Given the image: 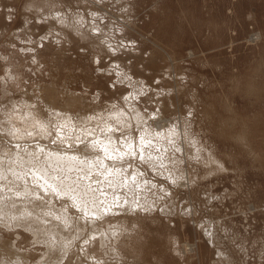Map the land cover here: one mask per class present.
<instances>
[{
    "label": "rangeland",
    "instance_id": "rangeland-1",
    "mask_svg": "<svg viewBox=\"0 0 264 264\" xmlns=\"http://www.w3.org/2000/svg\"><path fill=\"white\" fill-rule=\"evenodd\" d=\"M0 161V264H264V0H0Z\"/></svg>",
    "mask_w": 264,
    "mask_h": 264
},
{
    "label": "bare ground",
    "instance_id": "bare-ground-1",
    "mask_svg": "<svg viewBox=\"0 0 264 264\" xmlns=\"http://www.w3.org/2000/svg\"><path fill=\"white\" fill-rule=\"evenodd\" d=\"M22 107H23V106H22ZM43 127H44V126H43ZM43 127H42V128H43ZM44 131H45V130H44ZM44 131H43V132H44ZM43 134L45 135V133H43ZM47 134H48V133H47ZM45 136H46V135H45ZM43 148H44V147H43ZM43 148H41V149H39V150H40V151L43 150L44 152H46V154H44V155H45L46 158H48L49 162H50V160H52L53 163H57V164H59V163H62V162L65 160V158H66V160H67L66 164L69 166V167L67 166V169H68V168L70 169V168H71L70 166H72V164H74L75 161L78 160L77 158H75V156H72V154L69 153L68 151H66V152L69 153V154H71V155H68V154L64 151V155H65V153H66V156H64L62 150H61V151H58V150H55V149H54L55 151H53L52 149H49V151H48L47 148H45V149H43ZM44 152H43V153H44ZM104 152H105V154L108 155V156L113 154L112 146L110 145V143L106 145V147H105V151H104ZM115 155H116V154H115ZM79 158H80V157H79ZM81 160H82V159H81ZM81 160H80V162H82ZM1 161H2V160H1ZM1 161H0V162H1ZM17 162L19 163V161H17ZM76 162L78 163V161H76ZM80 162H79V163H80ZM79 163H78V164H79ZM103 163H104V162H103ZM20 164H21V163H20ZM50 164H51V163H50ZM50 164H49V165H50ZM66 164H65V165H66ZM81 164H82V163H81ZM84 164H85V163H84ZM55 165H56V164H55ZM75 165H76V164H75ZM79 165H80V164H79ZM85 165H86L85 167H91V166H93V164H87V163H86ZM82 166H83V165H82ZM76 167H77V166H76ZM93 167H94V166H93ZM106 167H107V166H106ZM0 168H1V167H0ZM38 168H39V167H38ZM41 168H42V167H41ZM102 168H103V166H102ZM42 169H44V168H42ZM71 169H72V168H71ZM1 170H2V169H1ZM86 170H89L90 172L92 171V170L87 169V168H86ZM93 170H94V169H93ZM3 171H4V170H3ZM8 171H9V170H8ZM13 171L17 173L16 170H12V172H13ZM70 171H71V170H70ZM108 171H110V170L107 168V172H108ZM31 172H32V170H31ZM36 172H37V171H36ZM45 172H47V171H44V170L41 171V169H39V171H38L36 174H35V172H34V173L32 172V176H34L33 174H35V175H36L35 177L39 176V177H38V180L42 178V181H41V182H42V183H43V182L46 183V184L43 183L44 185L42 184V186L40 185V186L44 189V192H46V191H47V192H48V191H53L54 189H53V187L51 186V185H52V184H51V180H52L54 177H53V176H50L49 178H50V179L52 178L51 180L48 178L49 181H48V180H45V181H44V180H43V177H44V175L46 174ZM67 172H68V171H67ZM105 172H106V171H105ZM24 173H25V172H24ZM44 173H45V174H44ZM19 174H20V173H19ZM47 174H48V172H47ZM108 174H109V173H108ZM111 174H112V173H111ZM46 177H47V176H46ZM16 178H17V177H16ZM44 178H45V177H44ZM32 179H34V178H32ZM115 179H116V178H115ZM115 179H114V180H115ZM38 180H36V178H35L33 181H34V182L37 181L38 184H39V181H38ZM56 180H57V179H55L54 182H55ZM57 181H59V180H57ZM54 182H53V180H52V183H54ZM48 183H49V184H48ZM55 183L57 184V182H55ZM33 184H34V183H33ZM35 184H36V183H35ZM61 184H62V183H61ZM114 184H115V183H114ZM65 185H66V184H65ZM65 185H64V186H65ZM58 186H59V184H58ZM66 186H67V185H66ZM66 186H65V187H66ZM114 186H116V185H114ZM47 187H48L49 189L45 191V189H46ZM51 187H52V188H51ZM54 187H55V184H54ZM67 187H68V186H67ZM42 188H41V189H42ZM55 188H58V187H55ZM115 188H116V187H115ZM43 189H42V191H43ZM52 189H53V190H52ZM59 189H60V187H59ZM65 189L68 191L67 188H65ZM70 190H71V189H69V191H70ZM28 191H29V190H28ZM57 192H60V190L58 191V189H57ZM70 192H71V191H70ZM77 192H78V191H77ZM79 192H80V191H79ZM53 193L56 194V191H53ZM65 193H67V192H65V191L62 192V190H61L60 195L62 194V195H63L62 197H65V196H64ZM25 194H26V193H25ZM50 194H51V193H50ZM68 194L71 195L70 193H68ZM77 194H78V193H77ZM77 194H76V195H77ZM85 194H86V193H85ZM60 195H58V196H60ZM69 195H67V196H69ZM79 195L81 196L80 193H79ZM74 197H75V196H74ZM76 197H77V196H76ZM82 197H83V196H82ZM82 197H81V198H82ZM84 197H85V196H84ZM86 197H87V196H86ZM72 198H73V197H72ZM93 199H94V198H93ZM70 200H71V199H70ZM71 201H72V200H71ZM74 201H77V200H74ZM74 201H73V202H74ZM91 201H92L93 203L95 202L94 204H92L93 207L91 206V208H92V209L94 210V212H95L94 215H98V214L100 215V214H101L100 212L109 211V209H110V207H108V208H104V207H107L108 205L104 206V207L101 209V207H102V206H101V203H102L101 200H100V201H97V200H96V201H95V200L93 201V200H91ZM73 202H71V203H73ZM80 202H81V201H80ZM87 202H88V201H87ZM92 202H91V203H92ZM100 202H101V203H100ZM130 202H131V201H130ZM78 203H79V202H78ZM81 203H82V205H83V202H81ZM126 203H127V202H126ZM128 203H129V202H128ZM128 203H127V204H128ZM132 203H133V202H132ZM84 204H86V203H84ZM90 205H91V204H90ZM129 205H130V203L128 204V206H129ZM133 206H135V205H133ZM81 207H82V206H81ZM130 207H131V206H130ZM77 208H78V207H77ZM91 208H90V209H91ZM81 209H82V208H81ZM83 209H84V208H83ZM90 209H89V210H90ZM84 210H85V209H84ZM92 213H93V211H92ZM66 215H67V214H66ZM12 216H13V215H12ZM37 218H38V217H37ZM57 218H58V217H57ZM64 218H65V217H64ZM62 219H63V218H62ZM60 222H61V221H60ZM63 223H64V222H63ZM65 223H67V222H65ZM69 224H70V223H69ZM63 225H64V224H63ZM47 231H48V230H47ZM58 235H59V234H58ZM51 237H52V236H51ZM59 237H60V236H59ZM56 238H57V237H56ZM55 243H56V242H55Z\"/></svg>",
    "mask_w": 264,
    "mask_h": 264
}]
</instances>
